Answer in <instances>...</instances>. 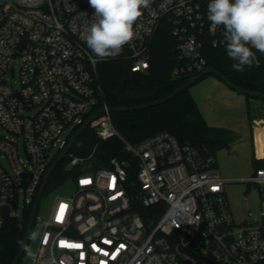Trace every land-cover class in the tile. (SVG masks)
Instances as JSON below:
<instances>
[{
    "label": "built area",
    "instance_id": "built-area-1",
    "mask_svg": "<svg viewBox=\"0 0 264 264\" xmlns=\"http://www.w3.org/2000/svg\"><path fill=\"white\" fill-rule=\"evenodd\" d=\"M209 2L152 0L138 37L102 60L83 39L94 13L88 0H0V231L7 221L1 208L9 206L12 220L23 222L14 208L32 210L51 163L95 112L100 63L126 59L132 71H147L152 39L165 22L176 38L172 75L193 77L209 67L206 45L225 46L223 27L213 30L208 20ZM17 61L16 87L8 74ZM102 107L89 127L100 141L120 137L108 105ZM180 142L168 131L138 144L124 140L138 165L133 191L130 159L115 156L108 167L90 169L98 144L85 156L69 151L67 169L81 168L72 178L76 190L56 196L45 221L36 212L43 229L38 247L24 251L31 264H264V156L241 179L259 189V213L237 219L216 157ZM139 206L162 213L148 225Z\"/></svg>",
    "mask_w": 264,
    "mask_h": 264
},
{
    "label": "trees",
    "instance_id": "trees-1",
    "mask_svg": "<svg viewBox=\"0 0 264 264\" xmlns=\"http://www.w3.org/2000/svg\"><path fill=\"white\" fill-rule=\"evenodd\" d=\"M205 54L209 67L218 69L240 86L264 92V55L256 52V56L260 60L259 67H245L244 71L238 72L233 70L232 65L235 61L228 57L225 46L215 48L207 44ZM151 55L150 67L145 72L132 71L131 62L126 59L100 63L97 79L100 91L96 94L97 102L92 112L104 104L134 106L160 99L175 91L191 78L190 76L174 77L172 75L177 49L176 38L172 35L168 23L162 22L160 29L152 39ZM249 107L251 104L248 102V109ZM111 116L120 137L100 141L94 129L87 127L75 141L70 152L85 156L98 144L96 156L90 163V169L108 167L110 159L115 156L130 159L132 163L128 167L127 186L131 191L138 183V165L136 159L124 150V140L138 144L157 133L168 131L175 135L181 141L180 143L206 147L214 156L216 148L226 145L225 140L220 136L222 129L209 125L189 88L162 104L140 110L112 112ZM79 128L80 126L74 130L73 134ZM69 162L68 154L56 166L46 189H49L50 186H58L80 173V166L67 169ZM262 164L263 161L254 158L255 167ZM136 210L148 225L156 222L162 213L159 206L148 209L139 206ZM30 213L31 207L27 208L23 222L15 219L5 221L0 231V264H12L13 259L17 256L24 239Z\"/></svg>",
    "mask_w": 264,
    "mask_h": 264
},
{
    "label": "rangeland",
    "instance_id": "rangeland-1",
    "mask_svg": "<svg viewBox=\"0 0 264 264\" xmlns=\"http://www.w3.org/2000/svg\"><path fill=\"white\" fill-rule=\"evenodd\" d=\"M18 65L13 63L14 72L8 74L9 80L18 86ZM189 90L197 102L200 112L212 127L221 128V138L226 145L215 150L216 163L222 175L227 180L226 194L232 212L237 219L246 217L251 210L259 213L260 192L254 185L242 181L255 172L254 158L257 155L264 156V123L258 124L263 118L255 119L253 106L248 109V102L264 101L261 97H252L227 85L220 76L208 74L193 85ZM72 127L65 131L64 138L69 135ZM4 134L0 126V136ZM56 152V148L53 153ZM4 161L3 159H1ZM75 182L67 179L58 186H50L42 194L37 216L42 220L48 219L56 196H70L73 194ZM14 212L23 218L25 213L20 205L14 208ZM17 219V216L14 218ZM19 221V220H18ZM42 224L35 222L32 228L27 250H35L38 247ZM19 264H31L32 259L26 253L23 254Z\"/></svg>",
    "mask_w": 264,
    "mask_h": 264
},
{
    "label": "clouds",
    "instance_id": "clouds-1",
    "mask_svg": "<svg viewBox=\"0 0 264 264\" xmlns=\"http://www.w3.org/2000/svg\"><path fill=\"white\" fill-rule=\"evenodd\" d=\"M93 20L83 37L96 57L116 58L139 35L143 10L152 0H88ZM155 19V12L150 13ZM212 29L222 26L226 52L234 71L259 67L256 52L264 55V0H210ZM255 49V51H253Z\"/></svg>",
    "mask_w": 264,
    "mask_h": 264
},
{
    "label": "water",
    "instance_id": "water-1",
    "mask_svg": "<svg viewBox=\"0 0 264 264\" xmlns=\"http://www.w3.org/2000/svg\"><path fill=\"white\" fill-rule=\"evenodd\" d=\"M208 74H216L218 77L220 76V78L230 87L236 89V91L239 92H243L249 96L252 97H261L264 98V92L263 91H259V90H253L250 88H246L243 86H240L238 84H236L235 82H233L229 77H227L225 74H223L222 72H220L218 69L214 68V67H207L204 70H202L201 72H199V74L194 75L193 77H191L189 80H187L183 85H181L180 87H178L175 91L169 93L168 95L151 101V102H147V103H142V104H138V105H134V106H108L107 110L110 112H125V111H130V110H140V109H145L151 106H155V105H159L164 103L165 101L169 100L170 98H172L173 96L177 95L178 93H180L181 91L186 90L187 88H189L191 85H193L195 82H197L199 79H201L202 77L208 75ZM106 108L105 107H101L99 109H97L87 120L86 122L83 123V125H81V127L72 135V137L70 138V140L68 141V143L66 144V146L62 149V151L59 153L60 155H58L54 161L51 163L49 169L47 170L48 172L46 173L44 180L39 188V191L37 193V196L35 198L34 204L32 206V210L28 219V223H27V227L25 230V234H24V239L22 241V245L17 253V256H15V258L12 261V264H19L22 256H24V251L29 243L30 240V236H31V232H32V228L34 226L35 223V216H36V212H37V208L40 202V199L42 197V194L44 193L46 186L48 184V181L52 175V173L54 172L56 166L62 161V159L69 153V151L71 150V148L73 147L75 141L78 139V137L80 136V134H82V132L89 127V124L91 122H93L94 119H96L101 113L105 112ZM264 123V118L258 123ZM2 210V214L4 215V217L8 220L11 221L12 220V216H10V208L9 206H3L1 208Z\"/></svg>",
    "mask_w": 264,
    "mask_h": 264
},
{
    "label": "crops",
    "instance_id": "crops-1",
    "mask_svg": "<svg viewBox=\"0 0 264 264\" xmlns=\"http://www.w3.org/2000/svg\"><path fill=\"white\" fill-rule=\"evenodd\" d=\"M249 103L253 106L255 119L264 118V101H256L254 104L249 101Z\"/></svg>",
    "mask_w": 264,
    "mask_h": 264
},
{
    "label": "snow or ice",
    "instance_id": "snow-or-ice-1",
    "mask_svg": "<svg viewBox=\"0 0 264 264\" xmlns=\"http://www.w3.org/2000/svg\"><path fill=\"white\" fill-rule=\"evenodd\" d=\"M61 207H64V206H61ZM74 247H80V245H73Z\"/></svg>",
    "mask_w": 264,
    "mask_h": 264
},
{
    "label": "bare ground",
    "instance_id": "bare-ground-1",
    "mask_svg": "<svg viewBox=\"0 0 264 264\" xmlns=\"http://www.w3.org/2000/svg\"><path fill=\"white\" fill-rule=\"evenodd\" d=\"M261 156V155H260Z\"/></svg>",
    "mask_w": 264,
    "mask_h": 264
}]
</instances>
